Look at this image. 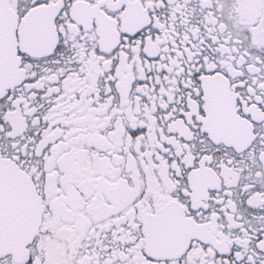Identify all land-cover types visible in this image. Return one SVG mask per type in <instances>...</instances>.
I'll list each match as a JSON object with an SVG mask.
<instances>
[{
	"label": "snow or ice",
	"instance_id": "6c2138e0",
	"mask_svg": "<svg viewBox=\"0 0 264 264\" xmlns=\"http://www.w3.org/2000/svg\"><path fill=\"white\" fill-rule=\"evenodd\" d=\"M0 264H264V0H0Z\"/></svg>",
	"mask_w": 264,
	"mask_h": 264
}]
</instances>
